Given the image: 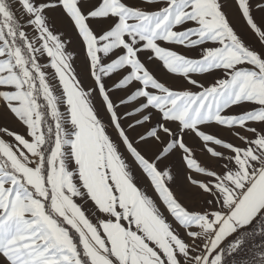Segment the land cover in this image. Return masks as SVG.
Returning a JSON list of instances; mask_svg holds the SVG:
<instances>
[{"label":"snow or ice","instance_id":"obj_1","mask_svg":"<svg viewBox=\"0 0 264 264\" xmlns=\"http://www.w3.org/2000/svg\"><path fill=\"white\" fill-rule=\"evenodd\" d=\"M254 237L264 0H0V264H226Z\"/></svg>","mask_w":264,"mask_h":264},{"label":"trees","instance_id":"obj_2","mask_svg":"<svg viewBox=\"0 0 264 264\" xmlns=\"http://www.w3.org/2000/svg\"><path fill=\"white\" fill-rule=\"evenodd\" d=\"M262 240H264V238L254 237L253 241H249L248 243H246V245L238 253H235L232 256H226V264H232L233 260L237 261V264H239V261L248 257L252 243L255 242L259 244Z\"/></svg>","mask_w":264,"mask_h":264},{"label":"rangeland","instance_id":"obj_3","mask_svg":"<svg viewBox=\"0 0 264 264\" xmlns=\"http://www.w3.org/2000/svg\"><path fill=\"white\" fill-rule=\"evenodd\" d=\"M77 63H79V62H77ZM149 194L154 195V194L151 193V190H149Z\"/></svg>","mask_w":264,"mask_h":264}]
</instances>
